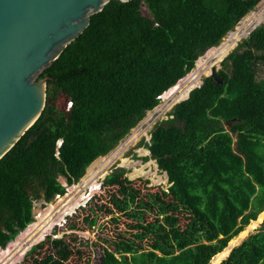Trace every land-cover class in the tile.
<instances>
[{
	"label": "trees",
	"instance_id": "1",
	"mask_svg": "<svg viewBox=\"0 0 264 264\" xmlns=\"http://www.w3.org/2000/svg\"><path fill=\"white\" fill-rule=\"evenodd\" d=\"M260 1L111 0L91 15L38 75L48 78L44 108L0 158V236L23 231L37 203L77 183ZM258 65L264 66V23L220 62L221 84L202 78L154 126L144 145L167 176L164 195L171 200L133 188L112 195L110 204L135 221L136 232L116 244L120 262L110 255L103 264H207L240 232L257 227L264 215ZM231 248L216 255L222 260ZM221 264H264V218Z\"/></svg>",
	"mask_w": 264,
	"mask_h": 264
},
{
	"label": "rangeland",
	"instance_id": "2",
	"mask_svg": "<svg viewBox=\"0 0 264 264\" xmlns=\"http://www.w3.org/2000/svg\"><path fill=\"white\" fill-rule=\"evenodd\" d=\"M263 1L261 0L252 12H257ZM246 16L242 19H245ZM242 21L229 33L235 32L237 28L242 31ZM229 33L221 40V43L228 38ZM247 36L248 34L241 38L237 45ZM237 45L232 49L233 45L229 53ZM211 50L204 52L196 62L199 61L198 64L211 62L213 59V54H210ZM223 59L212 62L210 69L201 76L199 85L196 84L197 86L195 85L189 92L200 86L202 78L210 73L212 67L219 68ZM195 69L196 66L175 86L164 92L160 96L158 105L148 111L114 149L92 162L83 177L77 183L66 187L62 196H55L52 201L43 205V202L37 203L32 211L33 222L23 231L13 237L0 236V264H103L110 255L120 262L122 253L117 249L116 244L122 239H133V233L136 230L132 229L131 225L135 221L112 207L111 196L122 198L120 192L125 193L128 188H133L142 193L159 192L164 199L171 200V197L164 195L168 187L167 177L165 173L157 169L154 160L149 159L150 154L145 149L144 143L149 141L150 132L154 126L169 117L173 106L188 97L189 92L183 98H179V94L185 90L184 87L189 86L188 79L194 75ZM257 78L258 80L264 79V66L262 65L257 67ZM143 149L148 153L144 154ZM102 158H104V162L101 163L105 164L106 162V165H104V169L97 172L98 165L95 163ZM133 169L141 171L136 173ZM84 177L89 180L87 184L82 181ZM59 181L66 186L63 179H59ZM93 184L95 185L93 186ZM146 218L148 221L151 220V216L147 215ZM263 218L264 215L253 230L240 232L232 238L223 249L228 247L231 241L241 239L217 264L225 261L233 249L260 230ZM181 223L183 227V220ZM35 225L37 228H34ZM35 232H37L36 238L28 241ZM149 243V239L143 240L142 248L148 249ZM124 255L128 257L127 254Z\"/></svg>",
	"mask_w": 264,
	"mask_h": 264
},
{
	"label": "water",
	"instance_id": "3",
	"mask_svg": "<svg viewBox=\"0 0 264 264\" xmlns=\"http://www.w3.org/2000/svg\"><path fill=\"white\" fill-rule=\"evenodd\" d=\"M110 1L0 0V158L44 108L48 78L38 75ZM219 68L212 67L206 76L216 84L222 83Z\"/></svg>",
	"mask_w": 264,
	"mask_h": 264
},
{
	"label": "bare ground",
	"instance_id": "4",
	"mask_svg": "<svg viewBox=\"0 0 264 264\" xmlns=\"http://www.w3.org/2000/svg\"><path fill=\"white\" fill-rule=\"evenodd\" d=\"M242 24H243V30L240 31V29L237 28V30L235 32H231L229 33L228 38L221 44H219L218 46H216L213 50L212 53L213 54V59L211 62H202L201 64H196V69L194 71V75L190 77V79H188V83L189 86L184 87L185 90L183 92H180L179 94V98H183L184 96H187L186 94L189 92V90L191 88H193L196 84L199 85L198 83L200 82V78L202 75H205L206 72L208 71V69H210V66L212 65V62L215 61H219L221 58L223 59L236 45L237 42L241 39L244 38L247 34H249L248 32H250L251 30H253L254 28H256L258 25H260L261 23H263L264 21V1L261 4V8L257 11V12H250L248 14V16L245 17V19H242ZM263 21V22H262ZM241 24V23H240ZM241 28V27H240ZM234 45V46H233ZM233 46V47H232ZM232 47V49H230ZM198 65V66H197ZM196 85V86H197ZM183 88V89H184ZM178 101V100H177ZM176 101V102H177ZM142 152L144 154H147L148 152L145 151L144 149L142 150ZM104 162V158L100 159L99 161H97L95 163V165H98V171L104 169V165L105 164L101 163ZM101 163V164H100ZM134 172L136 173H140L141 170H136L133 169ZM90 175H92V173H90ZM100 175V174H99ZM145 176V175H144ZM93 180V179H92ZM83 182H85L86 184L88 183V179L87 178H83L82 180ZM90 184V183H89ZM95 184H93L94 186ZM97 186V185H96ZM45 223V222H44ZM46 224V223H45ZM44 224V225H45ZM34 228H37V226L35 225ZM40 228V227H39ZM39 231V230H38ZM36 233H33L29 240L34 239V237L36 236ZM36 238V237H35ZM235 241H231L230 245L233 247ZM221 260V255H216L210 262L209 264H217L219 261Z\"/></svg>",
	"mask_w": 264,
	"mask_h": 264
},
{
	"label": "clouds",
	"instance_id": "5",
	"mask_svg": "<svg viewBox=\"0 0 264 264\" xmlns=\"http://www.w3.org/2000/svg\"><path fill=\"white\" fill-rule=\"evenodd\" d=\"M251 12H252V11H251ZM249 13H250V12H249ZM241 20H242V19H241ZM241 20H240V21H241ZM259 26H260V25H259ZM256 28H257V27H256ZM254 29H255V28H254ZM254 29H253V30H254ZM228 33H229V32H228ZM250 33H251V31L249 32V34H250ZM219 67H220V65H219ZM219 69H220V68H219ZM219 69H218V70H219ZM218 70H217V71H218ZM158 98H159V100H160V97H158ZM66 107H67V103H66ZM66 110H67V108H66ZM154 162H155V161H154ZM155 164H156V163H155ZM156 167H157V166H156ZM165 175H166V174H165ZM166 177H167V176H166ZM168 185H169V184H168ZM251 221H252V220H251ZM249 223H250V222H249ZM247 226H248V225H247ZM244 229H245V228H244Z\"/></svg>",
	"mask_w": 264,
	"mask_h": 264
},
{
	"label": "built area",
	"instance_id": "6",
	"mask_svg": "<svg viewBox=\"0 0 264 264\" xmlns=\"http://www.w3.org/2000/svg\"><path fill=\"white\" fill-rule=\"evenodd\" d=\"M70 106H71V102H67V110L70 108Z\"/></svg>",
	"mask_w": 264,
	"mask_h": 264
}]
</instances>
